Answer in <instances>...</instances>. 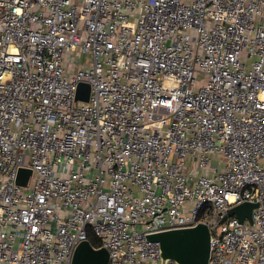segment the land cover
I'll list each match as a JSON object with an SVG mask.
<instances>
[{"label":"built area","instance_id":"1","mask_svg":"<svg viewBox=\"0 0 264 264\" xmlns=\"http://www.w3.org/2000/svg\"><path fill=\"white\" fill-rule=\"evenodd\" d=\"M199 222L208 264H264V0H0V264H71L88 228L162 264L147 235Z\"/></svg>","mask_w":264,"mask_h":264},{"label":"water","instance_id":"2","mask_svg":"<svg viewBox=\"0 0 264 264\" xmlns=\"http://www.w3.org/2000/svg\"><path fill=\"white\" fill-rule=\"evenodd\" d=\"M89 85L80 82L77 86L76 99L86 101ZM29 168H19L16 182L26 185L30 176ZM257 203L244 201L228 211V215H235L240 221L245 217L251 220V211ZM147 238L158 241L161 263L166 259L177 264H208L210 253V232L205 223L193 226L178 227L149 233ZM108 251L103 246L94 247L89 240H81L74 247L71 264H107Z\"/></svg>","mask_w":264,"mask_h":264},{"label":"rangeland","instance_id":"3","mask_svg":"<svg viewBox=\"0 0 264 264\" xmlns=\"http://www.w3.org/2000/svg\"><path fill=\"white\" fill-rule=\"evenodd\" d=\"M88 58V55L87 54H81L80 55V58H79V61L80 62H85ZM195 78L196 80L199 82V83H203V78H204V75L199 73V74H196L195 75ZM88 232V237H91V238H97V236L95 235V233L93 232V230L91 228H88L87 230Z\"/></svg>","mask_w":264,"mask_h":264},{"label":"trees","instance_id":"4","mask_svg":"<svg viewBox=\"0 0 264 264\" xmlns=\"http://www.w3.org/2000/svg\"><path fill=\"white\" fill-rule=\"evenodd\" d=\"M88 239H89V242L93 245V246H95V247H97V246H99L100 245V241L98 240V238H91V237H88Z\"/></svg>","mask_w":264,"mask_h":264}]
</instances>
